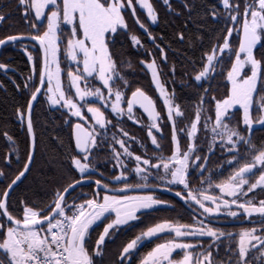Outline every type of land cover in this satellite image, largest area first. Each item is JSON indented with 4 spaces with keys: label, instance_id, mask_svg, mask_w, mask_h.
Listing matches in <instances>:
<instances>
[{
    "label": "snow or ice",
    "instance_id": "1",
    "mask_svg": "<svg viewBox=\"0 0 264 264\" xmlns=\"http://www.w3.org/2000/svg\"><path fill=\"white\" fill-rule=\"evenodd\" d=\"M157 2L169 16L183 17L173 39L189 51L179 71L176 63L168 69L170 81L162 80L166 73L161 65H168L165 38L153 34L135 9L138 4L148 21L157 23L158 9L149 0H16V11L30 31L4 35L0 46L20 45L31 66L23 85L29 93L26 107L15 109L19 121L26 122V159L13 170L7 155L0 158V264H105L106 244L134 227L142 213L161 205L175 208L174 202L143 191L151 188L174 192L192 222L165 219L147 227L123 244L111 264H125L142 242L161 233L174 236L156 243L138 264H264V139L257 142L252 135L254 126L264 130V0H176L179 7L173 0ZM129 9L144 37L129 29ZM10 16L0 9V24ZM208 23L220 27L207 28ZM117 36L137 50L138 64L150 75L155 93L135 87L129 94L123 68L132 64L113 52ZM226 58L230 66L225 72ZM8 67L0 63V69ZM177 75L180 88L197 98L194 117L177 102L175 89L166 87L177 83ZM217 75L226 80L225 94L209 98ZM40 95L70 126L66 147L63 139L53 137L64 149L63 183L44 188L36 199L13 200L12 192L35 159L32 112ZM144 114L147 135L139 139L124 125L130 120L145 127ZM169 125L166 155L161 141L167 139L163 129ZM217 149L220 162L209 168ZM225 168L231 170L227 176ZM83 188L88 191H77ZM232 221L251 227L238 233L222 227ZM100 224L103 229L94 235ZM176 250L183 253L178 259Z\"/></svg>",
    "mask_w": 264,
    "mask_h": 264
},
{
    "label": "trees",
    "instance_id": "2",
    "mask_svg": "<svg viewBox=\"0 0 264 264\" xmlns=\"http://www.w3.org/2000/svg\"><path fill=\"white\" fill-rule=\"evenodd\" d=\"M153 3L154 6L158 9L159 12V21L155 24L151 23L147 19L146 11L141 9L137 4L135 9L139 18L150 28V31L155 35H162L165 39L162 42V46L166 48L168 55V65H161L164 69L166 75L162 77L170 81L171 77L167 75L168 69L173 63H176L177 69L179 71L180 64L184 61L185 56L189 55L188 49L185 45L175 39H173L174 31L179 28L183 22V17H172L169 16L165 9L160 7V4L157 0H149ZM199 3L200 0H197ZM174 7H179V4L176 0H173ZM0 9H3L5 13H11L9 19L5 20L3 24H0V38L4 35L16 34L18 32L27 33L30 31L29 27L24 23L21 18V13L16 11V0H0ZM127 22L129 29L135 32L136 34L144 37V34L140 32L137 25L134 23V20L128 10ZM175 21L174 23L172 21ZM167 21V23H165ZM189 27L192 25L189 23ZM207 28L219 29L220 25H213L208 23ZM195 31V29H193ZM67 37H65L66 40ZM237 36L233 33L232 40L234 44L237 43ZM159 42V41H158ZM27 43V42H24ZM130 40H127L123 36H117L116 43L113 46L112 50L117 54V59H123L125 61H130L132 64L131 68L124 67L123 71L127 73V79L131 83V88L127 91L130 94V91L135 87H141L146 90L149 94L155 93V89L151 86V77L146 75V70L141 71V68L138 64L140 55L137 50L130 46ZM151 42H148L147 46H150ZM170 45V47H169ZM29 50L31 51V44H28ZM38 48V47H37ZM260 48V45L257 46ZM256 51V49H254ZM35 55V53H33ZM259 54V53H257ZM197 55H199L197 53ZM157 58L159 57V52H156ZM62 60V68L65 73L67 67L65 66L64 60ZM0 63H5L9 67L5 69H0V158L7 155L9 159L13 162V170L23 167V161L26 159V127L25 123H21L15 115V109L17 106L26 107V101L29 93L23 90V85L27 80V77L31 74V66L27 62V56L24 51L21 49L20 45L4 46L0 50ZM230 66V61L225 59V72L227 67ZM177 83L173 85L169 82L166 87L171 92L175 89L177 95L179 96L178 103H181L183 107L188 108L186 115L193 116L195 115V103L194 100L197 98L190 95V90H182L179 86V75L176 77ZM15 81V83H13ZM225 84L226 80L223 75H217L215 79L211 81V89L209 90L208 97L211 98L212 95H215L217 98H221L225 94ZM17 85L20 86V90H17ZM156 97L157 94H155ZM43 95L39 96L38 101L34 103L32 117L34 122L35 134L37 137V144L35 150V159L31 165L30 171L27 172L26 176L22 179L20 183L15 187L12 192V199L17 200L22 196H27L29 200L36 199L39 196L43 195V189L48 187H54L55 183L63 181L60 180V168L64 160V149H61L58 146V140L53 137H58L63 139L65 147L67 146L68 133L70 132V126H65L63 124V118L59 111L53 110L50 106H47L43 103ZM162 107V102L160 103ZM205 108H208L209 105L205 103ZM233 111L236 112V115H239L238 107L233 108ZM137 115H140L141 111L137 110ZM255 114V113H254ZM214 118V112L212 113ZM127 120V117H124ZM166 119V116H165ZM143 121L145 127H142L140 124H133L132 121H127V124L124 127L127 129L130 135L135 136L136 138L143 139L146 137V124L147 118L143 116ZM183 123V122H181ZM111 131V130H110ZM154 131V130H153ZM167 139L161 141L164 146L165 154H168V147L170 143L171 135V126L163 129ZM5 133L13 137L15 143H11L5 138ZM155 133V132H154ZM203 131H201L200 136L203 138ZM254 140L257 142L264 139V130L260 126H254L252 132ZM159 137V134H157ZM149 145L151 144L148 141ZM137 151L139 149L137 148ZM220 152L219 149L216 150V155L212 156L211 162L209 163V168H214L217 163H219ZM17 156L20 158V163H15ZM226 159V157H225ZM242 162V161H241ZM3 161L0 159V164ZM97 168L101 171L104 170V165L99 163L96 165ZM230 169L225 168L224 176H227L230 173ZM210 173H206L209 175ZM219 177L217 179H222ZM130 182H136L135 180ZM143 183V181H140ZM194 184L199 183V179L193 180ZM206 187V185H205ZM77 191L87 192V188L77 189ZM75 195V193H73ZM166 200L174 202L175 208L169 209L167 207H157L153 210V213H142L138 221L132 222L134 227L124 229L115 236L114 240L109 241L106 244L105 251V264H111V261L118 256L119 251L121 250L123 244L127 243L130 239L134 238L136 235H139L141 231L145 230L147 227L152 226L155 223L161 222L165 219L175 222L177 219L182 223L184 222V216L178 215L179 213H173L174 210L181 208L182 205L179 201L171 197H165ZM107 221H105L106 223ZM103 229V224L99 225L98 229L94 230V235H98V232ZM161 237L154 239V241L160 240ZM125 264H134L133 260L127 261L125 259Z\"/></svg>",
    "mask_w": 264,
    "mask_h": 264
},
{
    "label": "flooded vegetation",
    "instance_id": "3",
    "mask_svg": "<svg viewBox=\"0 0 264 264\" xmlns=\"http://www.w3.org/2000/svg\"><path fill=\"white\" fill-rule=\"evenodd\" d=\"M236 44H238V38H237V43ZM66 76H67V72H66ZM68 84H69V81H68V79L66 77V81H65V84L64 85L67 86ZM157 96H158V93H157ZM124 106L126 107V102H125V105ZM237 107L238 106H234V108H237ZM136 109L139 110V111H141L139 108H136ZM84 111L86 112V107L84 108ZM144 116L147 118V116L145 114H144ZM86 119H89L90 120V114L88 116H86ZM154 132H155V130H154ZM146 134H147V132H146ZM252 179H253V177H252ZM149 183L151 184L152 181L150 180ZM147 191H152V190H147ZM152 192H153V194L155 196H157L161 200L168 201V200L165 199V197H171V198H174L177 201H179V199L175 198L172 195H169V194H166V193H162V192H158V191H152ZM180 203L182 205V202H180ZM158 207H165V206L161 205V206H158ZM145 213H153V212L152 211H147ZM173 213H179V215L181 217L184 216V219H183L184 222H182V223H191L192 222L189 213L184 210V207L183 206L181 208H178L177 210H174ZM245 226L251 227V225H249V224H242V223H240V221H232V222H229V223H226V224H223L222 225V227L226 228L228 231H235L237 233L239 232V230H240L241 227H245ZM172 236H174V234L169 235L168 233H161L157 237H154V238H152V239H150L148 241L142 242V244L139 246L138 250H136L135 252H133L132 253V256L126 258V260L127 261L133 260L134 264H138V261H139L140 258H142V255L143 254H146L147 251L151 250V248L154 247L156 243L164 242L167 239L172 238ZM158 237H161V239L158 240V241H154V239H156ZM221 251H223V250H221ZM173 255H174L175 258L178 259V258H180V256L183 255V253L182 252H179V250H177L175 253H173Z\"/></svg>",
    "mask_w": 264,
    "mask_h": 264
},
{
    "label": "water",
    "instance_id": "4",
    "mask_svg": "<svg viewBox=\"0 0 264 264\" xmlns=\"http://www.w3.org/2000/svg\"><path fill=\"white\" fill-rule=\"evenodd\" d=\"M131 9H129V12H130V14H131ZM133 18V17H132ZM135 18H133V20H134ZM137 27H138V29H139V26L137 25ZM140 30V29H139ZM140 32L141 33H143V31L142 30H140ZM144 34V33H143ZM145 35V34H144ZM4 46H0V50L3 48ZM37 47H38V45H37ZM35 103V102H34ZM137 108H138V106H137ZM142 111V110H141ZM146 115V114H145ZM147 116V115H146ZM25 127H26V122H25ZM147 190H152V191H158V192H162V193H166V194H169V195H172V196H174L175 197V195H174V192H170V191H167L166 189H164V188H151V189H144L143 191H147ZM175 198H177V197H175ZM177 199H179V198H177Z\"/></svg>",
    "mask_w": 264,
    "mask_h": 264
},
{
    "label": "rangeland",
    "instance_id": "5",
    "mask_svg": "<svg viewBox=\"0 0 264 264\" xmlns=\"http://www.w3.org/2000/svg\"><path fill=\"white\" fill-rule=\"evenodd\" d=\"M137 5H138V4H137ZM138 6H139V5H138ZM139 7H140V6H139ZM146 14H147V13H146ZM232 37H233V35H232ZM61 59H63V53H61ZM65 81H66V80H65V73H64V77H63V83H64V84H65ZM254 179H255V177H253V180H254ZM217 192H218V191H217ZM151 239H152V238H151ZM145 241H148V240H145ZM176 251H177V250H176ZM176 251H175V252H176ZM134 252H135V251H134ZM175 252H174V253H175Z\"/></svg>",
    "mask_w": 264,
    "mask_h": 264
}]
</instances>
